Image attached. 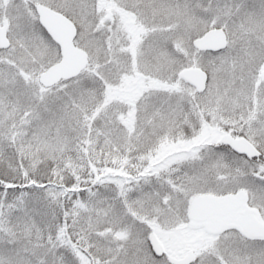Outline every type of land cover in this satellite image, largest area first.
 <instances>
[{"label":"snow or ice","instance_id":"6c2138e0","mask_svg":"<svg viewBox=\"0 0 264 264\" xmlns=\"http://www.w3.org/2000/svg\"><path fill=\"white\" fill-rule=\"evenodd\" d=\"M0 264H264V0H0Z\"/></svg>","mask_w":264,"mask_h":264}]
</instances>
